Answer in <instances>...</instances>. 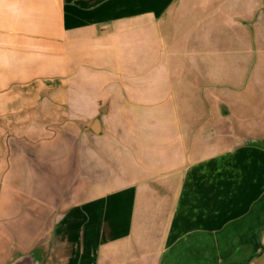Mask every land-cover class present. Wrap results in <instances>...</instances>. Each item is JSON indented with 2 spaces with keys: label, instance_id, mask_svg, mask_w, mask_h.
Returning a JSON list of instances; mask_svg holds the SVG:
<instances>
[{
  "label": "crops",
  "instance_id": "0c3cea01",
  "mask_svg": "<svg viewBox=\"0 0 264 264\" xmlns=\"http://www.w3.org/2000/svg\"><path fill=\"white\" fill-rule=\"evenodd\" d=\"M262 247L264 0H0V264Z\"/></svg>",
  "mask_w": 264,
  "mask_h": 264
},
{
  "label": "trees",
  "instance_id": "16d2710c",
  "mask_svg": "<svg viewBox=\"0 0 264 264\" xmlns=\"http://www.w3.org/2000/svg\"><path fill=\"white\" fill-rule=\"evenodd\" d=\"M262 251H264V247L261 248V252H262ZM248 262H249V260L246 261L245 264H247Z\"/></svg>",
  "mask_w": 264,
  "mask_h": 264
},
{
  "label": "water",
  "instance_id": "95a60500",
  "mask_svg": "<svg viewBox=\"0 0 264 264\" xmlns=\"http://www.w3.org/2000/svg\"><path fill=\"white\" fill-rule=\"evenodd\" d=\"M97 123H98L97 121L94 122L95 125H97Z\"/></svg>",
  "mask_w": 264,
  "mask_h": 264
}]
</instances>
